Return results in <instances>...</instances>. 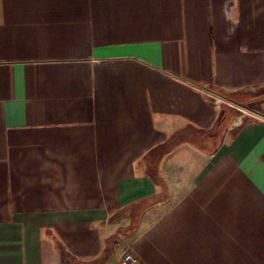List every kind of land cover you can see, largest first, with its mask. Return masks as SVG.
<instances>
[{"label": "crops", "instance_id": "1", "mask_svg": "<svg viewBox=\"0 0 264 264\" xmlns=\"http://www.w3.org/2000/svg\"><path fill=\"white\" fill-rule=\"evenodd\" d=\"M262 89L264 0H0V264H264Z\"/></svg>", "mask_w": 264, "mask_h": 264}, {"label": "trees", "instance_id": "2", "mask_svg": "<svg viewBox=\"0 0 264 264\" xmlns=\"http://www.w3.org/2000/svg\"><path fill=\"white\" fill-rule=\"evenodd\" d=\"M219 91V90H218ZM222 95H224L225 98H227L228 100L234 102V103H238L239 101L234 97V95L236 94H227L224 91H219ZM235 115V111L232 110V108H230V106L227 103H222L220 105V112L218 114V117L216 119V125L219 128H225L226 125H228L233 116ZM171 145L173 146L174 143L176 141L171 140ZM163 146L167 147L168 145H162L158 148H155V154L159 157L161 156L165 151L163 150ZM149 176L150 178L161 187V192L160 195L155 197L154 200H148V199H142V200H138L133 202L131 205H129L128 207L123 208L122 210H120L119 212H117L115 214V216L118 215H124V216H129L130 217V223L127 227L121 228L118 230V234L121 235H128L130 234L136 227L137 225V221H138V217L141 214V212L146 209L148 206L157 203V202H162L165 201L167 199V194H168V187L166 185V183L164 182V180H162V178H160L157 173L156 170H149ZM118 237L117 236H111L108 237L105 240V246H104V250L101 253V255L91 261H87V262H82V261H78V260H74L73 258H71L70 256H68L66 253L62 254V261L61 264H105L109 258L112 255L113 252V247L115 242L117 241Z\"/></svg>", "mask_w": 264, "mask_h": 264}, {"label": "rangeland", "instance_id": "3", "mask_svg": "<svg viewBox=\"0 0 264 264\" xmlns=\"http://www.w3.org/2000/svg\"><path fill=\"white\" fill-rule=\"evenodd\" d=\"M239 99L238 103L228 104L235 111L231 124L234 123L236 126V124H241L244 121L264 114V89L257 91L253 95H246Z\"/></svg>", "mask_w": 264, "mask_h": 264}, {"label": "built area", "instance_id": "4", "mask_svg": "<svg viewBox=\"0 0 264 264\" xmlns=\"http://www.w3.org/2000/svg\"><path fill=\"white\" fill-rule=\"evenodd\" d=\"M122 264H139L137 258L129 251H125L121 256Z\"/></svg>", "mask_w": 264, "mask_h": 264}]
</instances>
